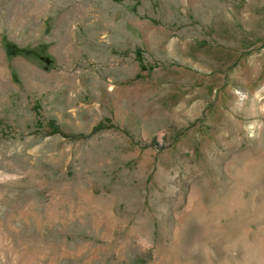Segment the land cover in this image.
Segmentation results:
<instances>
[{"label": "rangeland", "instance_id": "1", "mask_svg": "<svg viewBox=\"0 0 264 264\" xmlns=\"http://www.w3.org/2000/svg\"><path fill=\"white\" fill-rule=\"evenodd\" d=\"M0 264H264V0H0Z\"/></svg>", "mask_w": 264, "mask_h": 264}, {"label": "trees", "instance_id": "2", "mask_svg": "<svg viewBox=\"0 0 264 264\" xmlns=\"http://www.w3.org/2000/svg\"><path fill=\"white\" fill-rule=\"evenodd\" d=\"M100 126H101V125H99V126H97L96 128H94L93 131L98 130V129H99L98 127H100ZM53 127H54V126H53ZM52 131H53V130H52ZM55 131H56V130H54L53 133H56Z\"/></svg>", "mask_w": 264, "mask_h": 264}, {"label": "water", "instance_id": "3", "mask_svg": "<svg viewBox=\"0 0 264 264\" xmlns=\"http://www.w3.org/2000/svg\"><path fill=\"white\" fill-rule=\"evenodd\" d=\"M48 62V60H46Z\"/></svg>", "mask_w": 264, "mask_h": 264}]
</instances>
